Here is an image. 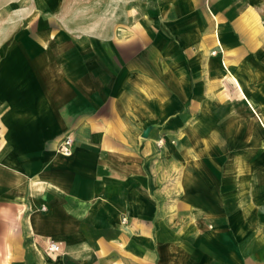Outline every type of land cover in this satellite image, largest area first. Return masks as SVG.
Masks as SVG:
<instances>
[{"label":"crops","instance_id":"1","mask_svg":"<svg viewBox=\"0 0 264 264\" xmlns=\"http://www.w3.org/2000/svg\"><path fill=\"white\" fill-rule=\"evenodd\" d=\"M99 6L0 0V264H264V0Z\"/></svg>","mask_w":264,"mask_h":264},{"label":"built area","instance_id":"2","mask_svg":"<svg viewBox=\"0 0 264 264\" xmlns=\"http://www.w3.org/2000/svg\"><path fill=\"white\" fill-rule=\"evenodd\" d=\"M72 147H73V138L70 135L63 136L58 145H57V153L68 157L72 154ZM45 251L48 254H54L60 252V245L59 243L48 241L45 246Z\"/></svg>","mask_w":264,"mask_h":264},{"label":"rangeland","instance_id":"3","mask_svg":"<svg viewBox=\"0 0 264 264\" xmlns=\"http://www.w3.org/2000/svg\"><path fill=\"white\" fill-rule=\"evenodd\" d=\"M73 4L80 8V12L84 13V8H98L100 7V0H73Z\"/></svg>","mask_w":264,"mask_h":264}]
</instances>
